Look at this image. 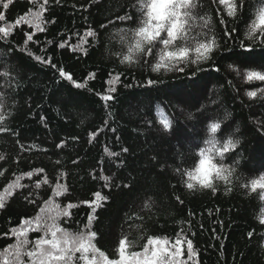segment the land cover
<instances>
[{"label":"trees","instance_id":"obj_1","mask_svg":"<svg viewBox=\"0 0 264 264\" xmlns=\"http://www.w3.org/2000/svg\"><path fill=\"white\" fill-rule=\"evenodd\" d=\"M191 5L188 42L169 49L189 48L178 72L152 70L158 42L124 60L146 19L142 0H0V254L39 217L95 232L109 259L122 239L139 251L159 238L181 239V264H264V188L251 185L264 175V81L248 79L264 74V25L247 35L264 0ZM199 42L212 45L211 59L192 63ZM208 139L216 154L233 140L214 160L231 174L215 191L188 189ZM42 235L29 230L28 247Z\"/></svg>","mask_w":264,"mask_h":264},{"label":"snow or ice","instance_id":"obj_2","mask_svg":"<svg viewBox=\"0 0 264 264\" xmlns=\"http://www.w3.org/2000/svg\"><path fill=\"white\" fill-rule=\"evenodd\" d=\"M47 0H45V3ZM226 0H220V3H225ZM143 7L147 9L146 19L143 21L141 27L135 30V42L128 49L129 55L124 57L125 61L131 62L133 52H143L145 49V43L150 45L147 51L148 54H151L152 47L156 46V43L163 45V48L160 49L159 60L154 67L153 71H159L161 67L168 68L169 70H175L178 72H183L184 67L179 65H187V57L189 55L188 47H181L176 51L169 50L171 46L177 40H183L185 43L188 42V32L185 29V25L188 23V17L190 13L186 11L191 5V0H146V3L142 0ZM4 8H7L8 5L4 4ZM236 5L232 4L229 6L228 14L230 16H235L236 14ZM242 7V3L240 4ZM39 13L33 14L30 19L25 20V23H33L35 20L39 19ZM4 17L0 15V20H3ZM121 20L130 19V17H120ZM264 25V9L260 11L259 24L253 23L249 32L248 38L254 39L253 33L255 30ZM207 27V24L204 25ZM39 27V25H37ZM264 31V29H262ZM0 33H3L5 36L8 35V31L4 28H0ZM166 35H163L165 34ZM88 35H93L92 32H89ZM199 36L207 37L208 33L201 32ZM214 43V37H213ZM243 47V45H240ZM219 47V45H216ZM195 52L197 53L196 59L192 63H196L200 60H209L211 59L210 53L213 51V47L209 43L199 42L195 47ZM249 53H244L248 55ZM169 62L170 67H169ZM243 62V61H241ZM264 67V64L260 65ZM200 70V69H198ZM64 73L61 72V76ZM253 78L264 81V74L258 71H251L248 73V79L252 80ZM71 79V77H68ZM149 84L154 83V81L149 80ZM79 87V85H77ZM193 87L195 88V82H193ZM115 89H111L114 91ZM250 96L255 97L257 93L255 91L249 93ZM104 99H111V96H106ZM4 120V116L0 115V122ZM165 128H168L170 125L168 121H162ZM220 128V125L213 123L211 125L212 132H216ZM238 143V142H237ZM235 144L232 139H228L227 144L223 147L222 150H218V154L223 157L225 153L229 152L230 148H234ZM127 151V149H125ZM109 155H115L114 153H109ZM201 158V164L208 157L205 155V150L201 149L199 152ZM199 167L197 171H199ZM228 171L229 175L231 172L226 168L223 163H220L219 166L213 165L212 170L209 173V176L216 174L217 176L222 177V173ZM186 174L191 178L192 172L187 171ZM105 180L108 178L105 177ZM264 175L260 179H253L251 185L253 190L257 186L264 188ZM202 184H211V180H201ZM39 186V185H37ZM193 185L187 183V188L192 189ZM63 188V185H57L58 191ZM230 190V189H229ZM215 191V190H213ZM96 197L98 200L106 199L102 197L99 192H97ZM3 205V197H0V208ZM96 206H99L98 204ZM69 208L72 207L71 204L68 205ZM95 208H93V214L89 216V223H91L94 218ZM65 216H69L70 213L64 212ZM59 215V213H58ZM25 225H29V228L22 229L19 232V235L22 239L18 243L10 246L0 254V258L3 259V264H181L178 257L182 255L180 245L182 243L181 239H177L175 244L171 245V249L166 247L168 244L167 240H160L159 238H149L147 243L143 246L142 251H129V248L132 247L131 242L127 239H122L119 242V247L117 249L118 258L109 259V257L95 246L93 242L96 237V233L87 230L78 232H70L66 229L60 227L54 222L49 223L47 219L37 218L36 223L31 225V222L28 220L24 221ZM31 230L34 232H42L43 235L39 238H36L31 242L32 247L29 248L28 245L30 241L27 239V232ZM7 235V233H5ZM174 249V251L172 250ZM188 249L191 251L192 243L188 241ZM79 253V256H77ZM28 259L25 260L24 258Z\"/></svg>","mask_w":264,"mask_h":264},{"label":"clouds","instance_id":"obj_3","mask_svg":"<svg viewBox=\"0 0 264 264\" xmlns=\"http://www.w3.org/2000/svg\"><path fill=\"white\" fill-rule=\"evenodd\" d=\"M206 144L210 145V147L205 148V155L208 157L207 159L204 160L203 164H201V159L197 160L198 163V167H199V171H197V168L195 165H193V170H191L192 172V177H191V181L189 183H191L193 185L192 188L194 189H200V188H204V189H212L215 190V186L216 183L218 182L219 177L217 175H211L209 176V173L212 170V166L213 165H217L219 166L220 163L218 162H214V160H217V155L214 150H215V142L212 139H208L206 140ZM198 151V156L199 155ZM211 180V184H202L201 180ZM254 179V178H253Z\"/></svg>","mask_w":264,"mask_h":264},{"label":"rangeland","instance_id":"obj_4","mask_svg":"<svg viewBox=\"0 0 264 264\" xmlns=\"http://www.w3.org/2000/svg\"><path fill=\"white\" fill-rule=\"evenodd\" d=\"M45 214V213H44ZM160 240H166V239H160ZM171 245H173V243H170V242H168V244L167 245H165L166 247H169L170 249H171ZM179 247H181V246H179ZM143 250V249H142ZM142 250H139V251H142ZM173 250V249H172ZM174 251V250H173ZM77 256H79V253H77Z\"/></svg>","mask_w":264,"mask_h":264}]
</instances>
